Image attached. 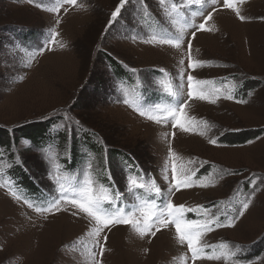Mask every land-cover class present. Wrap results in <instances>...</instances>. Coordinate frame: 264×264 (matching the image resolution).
Instances as JSON below:
<instances>
[{"label": "rangeland", "instance_id": "374dc122", "mask_svg": "<svg viewBox=\"0 0 264 264\" xmlns=\"http://www.w3.org/2000/svg\"><path fill=\"white\" fill-rule=\"evenodd\" d=\"M119 3L0 0V264H264V0H127L112 21ZM188 75L206 99L188 96ZM59 130L68 141L96 137L105 159L70 174ZM15 169L47 196L43 210L23 200L31 191ZM86 174L94 190L105 175L128 201L130 187L159 188L162 205L134 208L146 195L135 196L123 214L133 208L142 225L144 211L184 206L203 226L199 255L172 223L141 235L64 199L72 177ZM174 175L191 183L176 190Z\"/></svg>", "mask_w": 264, "mask_h": 264}, {"label": "snow or ice", "instance_id": "6c2138e0", "mask_svg": "<svg viewBox=\"0 0 264 264\" xmlns=\"http://www.w3.org/2000/svg\"><path fill=\"white\" fill-rule=\"evenodd\" d=\"M68 3L70 4H75L76 0H67ZM199 2V0H197ZM127 3V0H120L119 5L116 7V9L112 12L111 14V19L112 21H115L119 14L121 13V10L124 8L125 4ZM225 6L231 8L232 3L231 0H224ZM209 19L211 18L210 16L208 17ZM204 24H200L198 28H196L193 32L192 35L195 36V32L199 30L204 29ZM181 37H177V47H179V41ZM170 42V41H169ZM192 67V65H190ZM193 80L194 77L192 75H188L187 81H188V96H198L199 99H206L207 95L203 90H201L199 93L196 92L194 85H193ZM167 90V89H166ZM170 95L177 97L180 95V92H169ZM210 95V94H209ZM127 103V101H124ZM215 102V101H212ZM170 115L175 118L177 113L175 109H170ZM141 115H144L143 112L140 113ZM179 125L182 129L187 131L188 129L185 128L183 124L180 123V120H175V124L173 127H176ZM195 175V173H193ZM174 180H175V189L179 190L181 185L188 186L191 181L190 179H178L174 175ZM84 184L87 185V187H82L81 189H76L75 191H79L82 193V199L80 201H76L75 199L73 200V203L76 204L78 203L79 208L83 211L88 213L91 217H93L97 221L103 220L105 225L107 224H132L134 227L137 228V230L140 232L141 235H144L146 232L151 231L153 227H157V230H159V226L166 227L169 223H172L176 227V232L178 233L179 240L181 243L184 241H187L188 246L193 254V257H196L199 255L200 249L196 246L198 244L200 235H201V229L202 225L195 220H186L185 219V209L184 206H179L176 207L174 206L170 200L168 203L162 208L158 209V211H144V223L141 225L137 221H134L131 219V216L134 214L133 213H128L127 218L125 214H123V208H120L117 212L115 213H109L103 205L105 203H111V200H109L107 196V189H102L100 195H95L94 194V189H93V183L92 181L88 178L87 174L85 175L84 179ZM135 185L137 187H144L142 184H138L137 181L134 179L129 178V186ZM156 193L159 195L161 193V190L159 188L156 189ZM119 195V194H117ZM58 204L59 201H56ZM248 202H244L242 204V208L239 211L238 215L235 217L236 219L239 218V216H242L244 214V210L248 209L249 207ZM152 207H155L154 204L151 205ZM188 211H191L189 209ZM216 226L222 227V226H232V220L230 219L228 224L225 225L222 221L217 219L215 221ZM155 233H153L154 235ZM234 255V254H233ZM212 258V257H209Z\"/></svg>", "mask_w": 264, "mask_h": 264}, {"label": "trees", "instance_id": "16d2710c", "mask_svg": "<svg viewBox=\"0 0 264 264\" xmlns=\"http://www.w3.org/2000/svg\"><path fill=\"white\" fill-rule=\"evenodd\" d=\"M122 77H126L128 80L130 79L127 74L124 75L122 72L119 74L117 79L120 80V78H121V80H122ZM241 92H242V89H241ZM48 128H49L48 126L41 128V130L38 131L37 133H34L32 135V137L37 139V138H40L41 136L47 135V129ZM22 134H24V133H22ZM87 134H89V133H83L82 137H80V139H78V140L73 137V138H71V141H68V138L65 136V132L63 133V131L59 130L56 132V138H53L54 140L57 141V142H55V147L59 150V152L62 156V163L66 165L65 170L68 171L70 174L74 173V170H76L75 168H78V167L81 168V166L86 162V160H90L91 162L93 161L96 163V165H100V163H99L100 158H101V160L105 159L103 147L101 146L98 139L94 136H90ZM31 140L32 139L29 138V141H31ZM81 142L83 143V145L79 144ZM50 143L53 144V142H51V141H50ZM35 146L41 147L42 145L39 144V145H35ZM80 146H82V148H80ZM70 148L72 149V152H71ZM76 154H78V155H76ZM112 156L114 157V155H112V153H110V158H112ZM117 156H118V158H121L122 154L116 153L115 157H117ZM123 159H125V158H123ZM122 165L123 166L127 165V163L124 164L122 162ZM133 166H135V165H130L131 169L134 168ZM100 169H101V167H99V170ZM15 171L17 172V174H20L22 176V179H20V178L19 179L22 182V185H24L23 179L25 178V180H26L28 176H26V174H24V172H22V170H20V169H15ZM99 175H98V177H99L98 179H99L100 185L97 189L95 188L94 194L100 193L101 191L97 192V190H99L101 188L107 189V193L110 194V196H111V199H109V200H111V203H107V207H112V206H114V204H117V206H120L121 203L125 200V197L122 194V191L119 189L118 185L116 183H112V182L108 181V179L105 177V175L103 177L101 175L100 176ZM72 179H74L75 181H73V182H75L77 184H75L71 187L65 186L64 198H70V199L71 198H74V199L75 198H82V196H78L75 194V192L79 193V191H75V190L81 189L82 187H87V185H85L84 183L78 184L80 177H72ZM32 184L33 183L30 182L29 186H25V185L24 186L26 188V192L31 191L30 196L33 198V201H36L35 205H38L37 208H40L47 201V196L45 194H43L34 184L33 185ZM117 194H119V195H117ZM81 195H82V193H81ZM75 200L79 201L80 199H75ZM39 202H41V205H39Z\"/></svg>", "mask_w": 264, "mask_h": 264}]
</instances>
